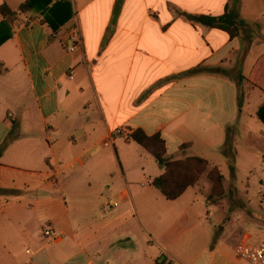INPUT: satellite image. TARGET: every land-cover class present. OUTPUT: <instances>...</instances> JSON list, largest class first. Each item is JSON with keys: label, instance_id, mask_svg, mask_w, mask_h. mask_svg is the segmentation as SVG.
<instances>
[{"label": "crops", "instance_id": "crops-1", "mask_svg": "<svg viewBox=\"0 0 264 264\" xmlns=\"http://www.w3.org/2000/svg\"><path fill=\"white\" fill-rule=\"evenodd\" d=\"M25 1L0 5L15 11ZM67 1L71 15L57 31L77 26L78 51L66 52L36 11L20 15L0 46V146L13 128L18 135L0 156V264H249L234 247L264 241V231L256 228L254 241L224 236L219 213L196 186L167 201L150 187L164 168L149 174L141 161L151 156L134 142L123 139L138 157L121 166L119 183L108 167L95 168L110 156L104 140L121 128L160 135L167 158L199 157L234 175L241 169L237 147L254 139L250 121L264 126L257 116L264 91L246 81L264 56V45L253 50L264 44V28L249 20L258 0H123L114 22L116 0ZM227 6L256 25L241 64L239 38L185 17H218ZM254 78L264 81V70ZM254 93L259 109L249 108ZM229 139L232 157L222 153ZM81 167L84 189L76 183ZM96 193L107 198L102 207L117 206L100 214L99 201L90 211L85 200L73 206Z\"/></svg>", "mask_w": 264, "mask_h": 264}, {"label": "trees", "instance_id": "trees-1", "mask_svg": "<svg viewBox=\"0 0 264 264\" xmlns=\"http://www.w3.org/2000/svg\"><path fill=\"white\" fill-rule=\"evenodd\" d=\"M122 1L123 0H116L115 2L112 22H114L118 14ZM32 11L37 12L39 18H41L39 21L46 24L52 32L57 31L63 26L68 20L69 15H71L70 4L67 0H26L20 4L15 11L11 10L6 4H2L0 5V15L3 17V21L0 22V46L11 38L12 28L18 21V17ZM185 17L189 21L204 27L226 32L230 38H239L241 46L238 53V63H242L251 46V40L256 25H249L244 22L234 6H227L224 14L218 17L204 15H185ZM253 70V77L246 81L251 88L255 87L264 91V88H262V83L264 84V81L254 78V75H258L264 70V56L257 62ZM203 71L220 72L218 69H198L193 72ZM262 78L263 75L261 79ZM244 80L245 78L241 75L239 70L236 74V84L238 88L241 87ZM237 101L238 107L240 108L242 103L241 91ZM257 116L261 123L264 124V106L259 109ZM16 137H18V135L13 128L0 146V156ZM129 140L147 152L164 168L163 174L150 182V187L157 190L167 201L177 200L188 188L194 187L199 178L207 171V178L212 184L211 196H223V176L216 167L208 170L210 164L206 160L199 157H187L180 160L167 158L165 144L160 135L155 134L148 136L139 129L134 130L130 134ZM229 149L233 152L229 144H226L222 149L224 156H228L230 151L228 153L227 151ZM230 171L232 172V170Z\"/></svg>", "mask_w": 264, "mask_h": 264}, {"label": "rangeland", "instance_id": "rangeland-1", "mask_svg": "<svg viewBox=\"0 0 264 264\" xmlns=\"http://www.w3.org/2000/svg\"><path fill=\"white\" fill-rule=\"evenodd\" d=\"M251 10L253 13L252 19H259L261 23V27L264 28V4L261 6L259 0L258 2L254 1ZM245 22V21H244ZM250 23V22H248ZM247 23V24H248ZM264 44L259 45L260 47L257 48L256 46L253 48L254 53L263 47ZM251 104L249 108H257L260 107V101L258 99V93H254L250 96ZM251 127L254 130V139L249 143H239L237 150H238V162L240 163L241 169L234 175L231 174L230 169L224 165H220V170L223 175V190L224 194L222 197H218L215 195L211 196V189L212 184L207 178V172L204 173L198 180L196 187L200 188L202 193L205 194L209 204L213 205L217 214H214L217 218L218 213L220 215L221 223L217 222L219 226L225 227V234L227 236L229 233L234 231L237 236V240L243 237L250 238V240L254 241V230L256 228L264 231V126L258 123L255 120H251ZM114 140L118 141L117 147L119 149V158L114 153L113 147H107V153L110 154L105 161L101 164L96 166L95 170H98L101 166L108 167L109 170L113 172V182L119 183L120 182V168L121 166L124 169H127L128 164H135V160L138 157L136 152V145H125L123 142L124 140L119 136L114 135ZM229 146L233 148V142L229 139ZM230 149L227 151V153ZM233 152L230 151L228 156L232 157ZM214 156L216 154L214 153ZM221 155H217L219 160H222ZM124 159L126 161H124ZM212 159V158H211ZM151 160V161H150ZM213 161H216L212 159ZM84 160L80 161V165H83ZM142 163L146 165V169L149 170V174L155 171H159L160 164L155 161L152 157H147V160H142ZM213 168L210 164L208 170ZM71 170H66L64 173L66 176H70ZM77 184L81 188H86L87 184V177L85 174V168L81 167L78 168L77 171ZM89 181V180H88ZM91 182H94L93 179H90ZM89 181V182H90ZM69 202H74V197L69 196ZM77 204L73 203L74 207H79L80 200L82 202L85 200L86 204H82V208H86L85 211H90L95 206V201H99L97 212L103 213L108 211L106 208H102L101 203L105 202L107 198H101L99 194L89 195L88 197L78 196L77 197ZM217 215V216H216ZM227 234V235H226ZM264 242V241H258ZM257 243V242H256Z\"/></svg>", "mask_w": 264, "mask_h": 264}, {"label": "built area", "instance_id": "built-area-1", "mask_svg": "<svg viewBox=\"0 0 264 264\" xmlns=\"http://www.w3.org/2000/svg\"><path fill=\"white\" fill-rule=\"evenodd\" d=\"M52 38L58 40L62 44L64 50L68 53H74L78 51L82 43L80 31L75 25L53 33ZM114 135L119 136L124 140H129L130 136L127 131H124L121 128H117L104 140V144L106 146L113 145ZM72 168L73 164H69L65 169ZM116 206V203L107 201L102 208H106L109 211L111 208ZM43 235L45 237H51V229L49 227H44ZM234 254L238 259L243 260L249 264H264V243H249L246 240H241L235 245Z\"/></svg>", "mask_w": 264, "mask_h": 264}]
</instances>
